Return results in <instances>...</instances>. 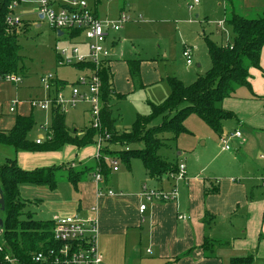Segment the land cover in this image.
<instances>
[{"label":"crops","instance_id":"crops-1","mask_svg":"<svg viewBox=\"0 0 264 264\" xmlns=\"http://www.w3.org/2000/svg\"><path fill=\"white\" fill-rule=\"evenodd\" d=\"M233 8L247 17L256 16L264 10V0H233ZM122 11H125L124 6ZM120 30L110 37L112 51L108 67L114 93L122 94L116 90L114 70L115 64L120 61L114 58L119 53L117 47L120 38L117 33ZM127 68L130 76L128 64ZM76 69L79 76L80 70ZM64 81L69 84V80ZM249 82L251 89L241 86L233 97L221 102L225 111L235 115L224 122V133L239 130L245 142L240 144L237 139H232L231 150L225 151L220 142L218 144L220 136L212 130L214 137L210 136L209 150L194 148L179 153L185 156L186 161L184 163L177 159L185 165L184 179L177 180L175 176H165L160 180L150 178L146 171L136 172L130 163V173L125 175L124 180L120 177L123 181L111 177L113 169L103 183L95 182L94 175L84 178L78 185L67 180L76 196L75 201L68 202V211L72 212L70 215L97 219V248L106 264H143L146 261L147 264H231L233 258L249 255L253 256L252 264H264V46L260 68H251ZM140 85L143 86V83ZM117 98L114 97V100ZM46 136L47 130L46 135H40L38 139L43 143ZM38 139L34 142L37 143ZM207 144L205 140L204 147ZM84 148L66 145L57 151L37 152L15 149V159L20 163V156H23L29 163L23 167L30 168L28 170L62 164L84 168L87 167L84 161L93 156L96 165L98 149L94 153L85 152ZM75 160L80 161L79 165L74 164ZM119 170L114 172L118 173ZM61 183L55 189H49L57 192ZM145 185L166 192L176 187L178 198L175 201L147 202L142 197ZM25 186L21 184L20 192ZM108 188L113 189L116 195H108ZM99 189L103 190V194L99 193ZM142 204L146 205L143 212L140 209ZM91 207H96L97 211L92 212ZM53 211L51 219L66 216ZM206 213L214 217L210 225L204 222ZM207 236L221 245L215 249V256L210 258L205 256L203 250Z\"/></svg>","mask_w":264,"mask_h":264},{"label":"rangeland","instance_id":"rangeland-1","mask_svg":"<svg viewBox=\"0 0 264 264\" xmlns=\"http://www.w3.org/2000/svg\"><path fill=\"white\" fill-rule=\"evenodd\" d=\"M86 1L91 7L96 8L102 18L116 17L124 6L125 11L133 19L117 33L120 45L117 47L119 53L114 57L120 60L114 66L115 87L118 92L126 96L125 99L113 100L111 104L113 115L117 118V128L121 131L131 129L138 117L150 116L152 105L159 106L168 99L171 93L168 77H177L185 84H191L197 78L195 77L197 74H205L208 67H211L206 36L220 45H226L232 40V29L225 20L224 0H200V4L193 10L189 8V3L193 0ZM226 2L228 5L232 4L229 0L225 1V4ZM37 6L35 0H21L12 12L13 16L21 19L20 23L16 24V32L22 46L23 70L18 71V74L22 76L23 81L15 84L0 79V130H12L19 116L31 117L36 121L28 134V139L31 141H36L40 135H46L45 125L48 127L51 125V111L33 107L30 102L47 95L42 77L53 74L60 79L69 80L65 91L70 94L71 84L79 73L76 68L59 64L58 49H62L68 42L58 37V33L47 20L40 18ZM246 12L245 14L248 15V11ZM251 17L255 16L251 15ZM221 21L224 23L220 24ZM185 46L194 48L195 57L192 65L186 63L183 52ZM134 58L142 60V81L137 82L136 86L134 82L132 83L133 80H130L126 63L128 59ZM198 65L201 67L199 68ZM141 83L143 86L140 85ZM11 108H14V111H11ZM88 109L87 103L69 108L66 112L67 125L70 128L83 129L90 120ZM162 121L163 117L159 116L151 122V125L160 124ZM185 126L190 133L181 134L170 145L167 142V145L159 150L163 158L169 161L179 159L185 163V156L179 155L180 152L192 151L194 148L199 150L211 148L210 136L214 137V132L199 116L190 115L185 121ZM101 135L105 136L103 130L102 133H96V142L97 137ZM169 136L171 134L165 135V137ZM205 140L208 141L206 147H204ZM104 146L115 151L124 149L121 145L104 144ZM84 151L95 153L97 145H88ZM11 157L16 158L15 148L0 144V166ZM106 158L118 159L116 154L108 155ZM20 160L21 164H18L21 167L29 165L23 156H20ZM85 162L87 167H94V156ZM79 163L80 161L76 162V160L74 162L78 165ZM131 163L136 172L145 171L141 159L133 158ZM118 167L120 169L118 173L110 167L111 177L114 179L118 177L119 181H123L125 175L130 173L129 168L120 160ZM23 169L30 168L23 167ZM93 172L94 170H91V173ZM89 176L91 175L85 178ZM59 182L62 183L57 192L51 191L45 185L25 184L21 195L23 199L30 201L26 210L33 212L37 219H51L53 210L70 215L72 212L68 211L70 209L68 202L75 201L74 188L65 177L60 178ZM145 255L148 254L145 252ZM143 264H147V261Z\"/></svg>","mask_w":264,"mask_h":264},{"label":"trees","instance_id":"trees-1","mask_svg":"<svg viewBox=\"0 0 264 264\" xmlns=\"http://www.w3.org/2000/svg\"><path fill=\"white\" fill-rule=\"evenodd\" d=\"M15 1L21 0H0V77L23 70L22 46L16 32L17 27L8 21L13 12L10 6ZM225 1L227 0H224L225 20L232 29V40L226 45H220L206 36L211 67L191 84H185L177 77H168L171 89L168 99L159 106L152 105L151 115L138 117L129 130L121 131L117 128V118L113 115L111 102L114 97L125 99L126 96L114 93L112 74L108 66L104 67L101 77L104 102L102 122L108 136L105 140L110 146H123V150L115 151L104 147L102 157L96 165L82 169H77L71 164H62L26 170L15 158H9L0 166V187L4 200V208L0 203V247H3L4 253L16 257L20 264H37L33 260L34 254L60 245L54 239V220L37 219L33 212L26 210L30 201L21 196V184L45 185L55 189L60 178L65 177L69 182L78 185L87 175H95L98 172L108 180L111 164L106 157L112 154H116L118 158L116 160L122 161L128 168L131 159H141L150 178L160 180L165 176L174 177L180 170L179 161L163 158L159 150L175 142L181 134L190 133L185 126V121L190 115L199 116L218 136L224 133V122L235 115L225 111L221 107V102L233 97L241 86L252 88L249 82L250 70L260 68L261 51L264 46V10L255 17H247L234 10L232 0H229L232 3L230 5L227 2L225 4ZM141 62L140 58L127 60L130 76L135 84L140 81ZM83 67L77 64L78 69L83 70ZM55 84L59 90L66 87L68 82L57 79ZM51 114L50 131L42 144L28 139V134L36 121L24 116L17 118L12 130H0V144L13 146L17 151L30 152L57 151L66 145L83 148L95 144L97 131L90 120L79 131L67 125L66 115L60 113L57 108L53 109ZM159 116L163 117V121L151 125ZM167 134L171 136L165 137ZM91 170L94 172L91 173ZM213 220V215L206 213L204 222L210 225ZM219 246L220 243L214 239L205 237L203 244L205 256L209 258L215 256V249ZM252 263V255L231 260V264Z\"/></svg>","mask_w":264,"mask_h":264},{"label":"built area","instance_id":"built-area-1","mask_svg":"<svg viewBox=\"0 0 264 264\" xmlns=\"http://www.w3.org/2000/svg\"><path fill=\"white\" fill-rule=\"evenodd\" d=\"M35 2L42 19L47 20L57 33L62 31L63 34H58V37L68 42L62 49H58L59 64L73 68H77V64H81L84 67L83 70L79 69L80 74L77 80L71 84L70 94L65 91L67 85L62 89H57L55 84L57 77L55 75L43 76L42 83L47 95L31 100L32 106L51 112L57 108L60 113L66 115L69 108L87 103L89 104L91 125L97 133H102L104 130L102 122L104 102L102 99L101 72L104 67L108 66L111 57L110 37L113 32L119 31L125 24L133 21L132 17L127 12L122 11L116 19H103L86 0H35ZM199 3L200 0H193L189 3V8L193 10ZM18 4L19 2L15 1L10 9L14 12V8ZM8 21L10 24L16 25L20 23L21 19L11 14ZM223 23L224 21L220 22V24ZM183 52L187 65H192L194 48L185 46ZM0 79L15 84L23 81L22 76L18 73H9ZM11 111H14V108H11ZM45 129L48 134L49 127H45ZM104 132V137L102 135L97 137V161L102 157V149L105 147L104 144L106 145L105 139L108 138L105 130ZM232 139H237L240 144L245 142L243 134L239 130L224 133L219 139L223 150H231L230 141ZM37 143H42V140L38 139ZM106 160L112 165L113 170H118L117 160L110 158H106ZM184 177L185 165L181 164L175 178L182 180ZM94 181L103 183L105 178L98 172L94 175ZM106 191L110 196L116 195L113 189L108 188ZM99 193L103 194V190L99 189ZM142 197L147 202L175 201L178 198V191L176 187L173 191L166 192L163 189H155L145 185L142 189ZM140 209L143 212L146 205L142 204ZM91 211L96 212L97 208L91 207ZM184 218L182 217V219ZM53 220L55 222L54 239L60 245L34 254V262L37 264H106L97 248L98 223L95 217L77 214L55 216ZM0 262L20 264L16 257L4 253L2 246L0 247Z\"/></svg>","mask_w":264,"mask_h":264},{"label":"water","instance_id":"water-1","mask_svg":"<svg viewBox=\"0 0 264 264\" xmlns=\"http://www.w3.org/2000/svg\"><path fill=\"white\" fill-rule=\"evenodd\" d=\"M40 18L42 19V15H40ZM58 34H59V35H62L63 32H62V31H59ZM0 195H1L0 203H1V205H2V208H4L3 191H2V189H1V187H0Z\"/></svg>","mask_w":264,"mask_h":264}]
</instances>
